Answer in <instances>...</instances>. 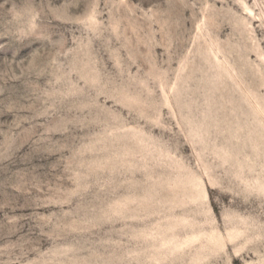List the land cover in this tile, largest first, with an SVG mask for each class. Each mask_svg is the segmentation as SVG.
Segmentation results:
<instances>
[{
  "label": "rangeland",
  "instance_id": "obj_1",
  "mask_svg": "<svg viewBox=\"0 0 264 264\" xmlns=\"http://www.w3.org/2000/svg\"><path fill=\"white\" fill-rule=\"evenodd\" d=\"M263 17L0 0V264H264Z\"/></svg>",
  "mask_w": 264,
  "mask_h": 264
},
{
  "label": "bare ground",
  "instance_id": "obj_2",
  "mask_svg": "<svg viewBox=\"0 0 264 264\" xmlns=\"http://www.w3.org/2000/svg\"><path fill=\"white\" fill-rule=\"evenodd\" d=\"M210 15V14H209ZM208 15V16H209ZM210 17V16H209ZM264 18V17H263ZM212 28V27H211ZM233 55V54H232ZM212 57H213V59H216V61H219V59H220V57H219V51H213V53H212ZM253 102V101H252ZM246 164H249V162L248 163H246ZM257 170V169H256ZM254 171V170H252V171H246V173H244L245 175H244V177H243V180H245L246 182H250L251 181V183L253 182H256V184H255V186L253 187V189H246L245 188V192L247 191V192H252V191H259V190H261V192H264V162L262 161V163L261 164H259V171L257 172V171ZM251 183H249V185L251 184ZM247 187H248V184H247ZM251 187V186H250ZM242 223H244V222H242Z\"/></svg>",
  "mask_w": 264,
  "mask_h": 264
}]
</instances>
